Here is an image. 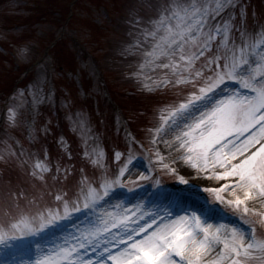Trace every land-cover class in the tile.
Returning a JSON list of instances; mask_svg holds the SVG:
<instances>
[{"label": "rangeland", "instance_id": "374dc122", "mask_svg": "<svg viewBox=\"0 0 264 264\" xmlns=\"http://www.w3.org/2000/svg\"><path fill=\"white\" fill-rule=\"evenodd\" d=\"M0 42V85L34 63L0 96V264H264L232 175L264 150V0H0Z\"/></svg>", "mask_w": 264, "mask_h": 264}, {"label": "snow or ice", "instance_id": "6c2138e0", "mask_svg": "<svg viewBox=\"0 0 264 264\" xmlns=\"http://www.w3.org/2000/svg\"><path fill=\"white\" fill-rule=\"evenodd\" d=\"M40 91L43 98V82L40 81ZM260 145H256L254 148L248 149L247 152H243L242 156H237L236 163L237 167L233 168L232 175L240 180L239 190L243 192V196L233 193L236 197L235 203L237 205L244 203V197H251L253 193L264 194V150L261 153H258L256 156H251L253 152L259 148ZM195 153V154H191ZM251 157L250 159H246ZM165 157L157 153V160L162 167L167 168L168 164L165 163ZM186 163H190L193 166H199L201 160L203 159L202 154L196 152L195 149H190L189 154H185L183 157ZM241 161H243L241 163ZM222 196H219L218 199H221ZM183 234L182 232L180 233ZM242 243V241H241ZM148 244H151L152 247L145 245L141 249V252H152L158 247V244L154 241H149ZM171 246V245H169ZM164 253L160 252L158 255L153 256L152 258L161 261L163 260ZM139 256H134L132 260H127L126 264H134L135 260H138Z\"/></svg>", "mask_w": 264, "mask_h": 264}, {"label": "bare ground", "instance_id": "6f19581e", "mask_svg": "<svg viewBox=\"0 0 264 264\" xmlns=\"http://www.w3.org/2000/svg\"><path fill=\"white\" fill-rule=\"evenodd\" d=\"M157 226V225H156ZM158 229L155 231V233H159V232H161L163 229H164V227L162 226H159V227H157ZM150 232H152V230H150L147 234H149ZM153 234H154V232H153ZM151 238V237H150Z\"/></svg>", "mask_w": 264, "mask_h": 264}]
</instances>
